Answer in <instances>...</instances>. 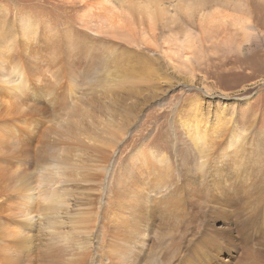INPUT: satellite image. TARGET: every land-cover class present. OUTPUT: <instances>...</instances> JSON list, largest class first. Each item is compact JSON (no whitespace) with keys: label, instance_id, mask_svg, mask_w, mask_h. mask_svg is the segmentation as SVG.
I'll use <instances>...</instances> for the list:
<instances>
[{"label":"bare ground","instance_id":"obj_1","mask_svg":"<svg viewBox=\"0 0 264 264\" xmlns=\"http://www.w3.org/2000/svg\"><path fill=\"white\" fill-rule=\"evenodd\" d=\"M212 1L222 3L62 0L84 12L77 27L48 35L50 25L26 18L11 76L0 66V264H264V132L208 138L197 113L179 125L187 162L137 146L110 167L132 136L106 113L114 95L152 85L145 100L162 101L161 81L178 84L170 70L194 84L208 49L234 53L257 41L245 13L209 12ZM238 2L249 10L250 0ZM51 39L60 41L47 53L55 58L40 62L33 47Z\"/></svg>","mask_w":264,"mask_h":264},{"label":"rangeland","instance_id":"obj_2","mask_svg":"<svg viewBox=\"0 0 264 264\" xmlns=\"http://www.w3.org/2000/svg\"><path fill=\"white\" fill-rule=\"evenodd\" d=\"M60 1L62 0H0V66L3 64L7 67L6 73L8 72L10 76V68H13L16 62L12 43L23 39L21 33L24 32L22 31L24 26H31L26 18L27 20L30 18L36 25L39 22V24L51 26L44 27L41 30L42 35L45 33L48 35L47 32L57 33L58 30L64 32L67 31L65 29L68 26H78L76 19L78 14L84 12L83 9L75 7L73 9L70 7L60 8L57 6ZM248 3L249 10L247 6L243 8L238 0H222L221 4L212 1L209 12L220 8L236 15L245 13L258 31L256 42L245 43L244 45L242 43L240 46L243 49L241 48L240 51L234 53L219 52L215 54L211 49H208L206 51L207 57L197 74L198 77H196L194 84L189 80L188 82L184 80L189 79V76L181 80L175 71L170 70V74L174 73L171 76L172 80L178 82V84H175L176 86L169 90L167 86L163 87L166 84V82H162L164 79L161 81L162 89L158 88L155 91H163L162 101H159L160 98L151 101L150 99L145 100L146 97L149 98V93L151 94L154 88H151L152 85H143L141 87L144 89L142 96L140 94L137 96L136 93L132 97L129 93L117 94L114 95L116 105L107 102L109 105L106 107V113L111 114L117 122L121 123L124 130L121 133L132 134L131 137L126 136L123 139L124 146L121 145L115 149L117 155L112 158L113 164L110 162V167L117 162L122 163L125 161L128 154H131L135 149L137 150L138 147L152 149L154 152L159 153L169 152V156H172L175 161L183 159L187 162L190 156V151H187L190 141L179 125L184 121L197 120L198 118L193 115L200 114L201 117L206 119L205 122L203 121V125L206 126L207 124L208 128L205 131H207L208 138L217 135L218 132H221L220 138H222L224 135H228L229 132L232 134L236 131L247 132L249 137L254 140L260 137L264 132V0H250ZM58 15H61V17L58 18ZM34 19L38 20L34 21ZM184 28L185 26L182 29L180 27L177 29V31H180H178L180 38L187 34L186 31L188 30ZM160 36L162 42L168 34H160ZM240 39L241 36L235 37L236 42H241ZM50 41L47 48L43 47L42 43L33 47L35 51L40 52L38 56L40 62L55 58L47 53L51 47H55L60 41L55 42L53 39ZM29 43H34V41ZM8 48L10 51H8ZM148 54L155 63L152 69L159 71V74H162L165 78L166 69H164V62L160 59V56L154 55L152 52ZM140 56V54H137V57ZM157 59H159L158 62L155 61ZM134 61L136 59L129 58L130 66L134 64L132 63ZM205 70L207 71L205 75L207 81L204 83L207 85L208 95L203 93L205 88L204 83H202V74ZM126 98L130 99L127 100ZM196 100L199 102H193L192 106H187L191 101ZM128 109L131 110V113L127 112ZM123 110L126 112L124 113ZM175 137L181 141L180 152L177 151V153L174 152L172 147ZM232 237L233 235H231Z\"/></svg>","mask_w":264,"mask_h":264}]
</instances>
